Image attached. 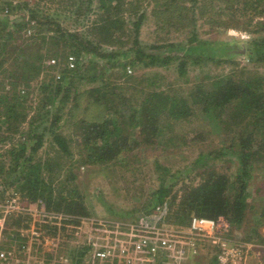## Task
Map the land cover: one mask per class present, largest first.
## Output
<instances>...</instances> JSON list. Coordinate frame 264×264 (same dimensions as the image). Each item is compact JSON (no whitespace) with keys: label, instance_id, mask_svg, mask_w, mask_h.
Segmentation results:
<instances>
[{"label":"trees","instance_id":"16d2710c","mask_svg":"<svg viewBox=\"0 0 264 264\" xmlns=\"http://www.w3.org/2000/svg\"><path fill=\"white\" fill-rule=\"evenodd\" d=\"M87 1L89 10L96 15L89 30L98 33L93 49L81 42L79 32L60 24L56 17L59 8L52 12V7L64 4V0L18 5L12 0H0V13H8L0 18V144L19 136L0 159L2 193L15 192L31 203L41 200L38 206L44 210L65 214L67 223H80L81 218L90 216V210L73 171L77 164L116 162L133 175L142 174L141 166L131 160L136 147L181 149L189 140L177 131V125L202 116L221 126L226 138L234 132L235 135L231 144L224 141L218 150L197 158L194 165L200 169L199 182L195 184L186 176L180 199L175 194L169 203L176 205L174 222L188 225L194 215H223L240 224L250 208L251 215L255 211L256 224L264 225V198L255 205L248 203L249 186L258 169L264 179V70L259 69L264 68V0H156L167 16L166 23L188 28L190 36L185 42L154 45L155 51L142 46L138 39L146 17L138 10L140 0H96L93 8L95 0ZM188 1L192 4L188 5ZM25 8L28 18L13 16ZM208 15L213 16L206 20L211 27L233 26L254 37L243 44L202 39L197 24ZM27 29L34 30L30 39L22 34ZM132 36L133 45L122 47V39ZM160 48L163 51L158 52ZM243 54L254 62L253 68L236 61L235 57ZM70 55L76 58L73 68L68 63ZM51 59L57 63L48 65L46 61ZM174 62L185 83L192 82L190 63L203 67L213 62L231 68L226 74L201 78L187 93L175 84L162 88L161 76L155 70L140 75L128 73L132 67L152 69ZM54 68L59 70L60 78L58 73H52ZM34 80H39L35 86ZM128 90L132 92L126 94ZM82 96L106 109L117 104L119 112L109 109L105 116L77 118L73 108L78 109ZM69 118L75 137L63 132ZM126 125L131 130L127 131ZM46 136L51 138L52 154L44 158L38 153ZM73 143L78 145L77 152ZM227 155L238 159L239 170L229 173L215 168V161ZM154 163L162 170L158 159ZM158 180L153 197L140 208L141 215H136L134 222L165 202V195L178 181L173 176L168 178L165 171ZM256 188L257 194L263 192L258 185ZM1 199L7 200L5 194L0 195ZM248 225L254 239L264 241L259 228L250 229ZM88 253L86 245L74 248L69 255L71 263L84 264Z\"/></svg>","mask_w":264,"mask_h":264},{"label":"rangeland","instance_id":"374dc122","mask_svg":"<svg viewBox=\"0 0 264 264\" xmlns=\"http://www.w3.org/2000/svg\"><path fill=\"white\" fill-rule=\"evenodd\" d=\"M12 1L17 5L24 3L34 4L36 2V0ZM64 2V4L54 5L51 9L52 12L59 8L56 17L60 24L69 30L79 32L81 42L93 49L96 43L95 41L98 40V33L95 32L94 34L89 31L93 25L92 22L96 18V15L89 10V2L87 0H64ZM96 4L97 1L95 0L92 8ZM139 4L141 6L138 8L139 12H145L146 14L138 35L142 46H147L148 49L152 50L151 47L161 45L163 42H185L189 38L190 33L188 28L177 25L170 26L169 23H166L167 16L165 17V14L163 15L162 5L157 3L156 0H140ZM187 4L191 5L192 3L188 1ZM7 14V12L0 13V18L3 15L7 16ZM28 14L29 12L25 8L15 11L13 16L16 18H28ZM209 19L212 20L213 16L208 15L206 18H201L198 21L197 30L202 39L225 41L231 44L239 42V44H243V42L254 37L252 33L234 28L233 26L227 29L220 28L216 25L211 27L209 24L210 21L208 23L206 21ZM28 30H22V34L26 39H30L31 32H34V30L30 32ZM133 39L134 36L130 39L128 37L123 38L124 45L122 47L125 49L130 48L133 45ZM105 46L111 47L109 45ZM153 50L155 51L156 49L153 47ZM159 51H163V48L158 49ZM235 58L241 66L246 65L249 68L255 66L254 62L245 57L244 54L237 55ZM176 64L177 62H174L168 67H155L152 69L141 67L136 70L132 67V71H128V73L140 75L144 71L149 72L155 70L161 76V82H163L162 88L168 84H175L183 92L187 93L192 88L193 83L199 81L201 78L217 74H226L231 68L228 64L217 65L213 62H208L203 67L190 63L188 73L192 82L185 83L179 78ZM259 69L264 70L261 66ZM51 71L52 73L60 74L57 68L51 69ZM39 80H34L32 85L35 86ZM6 88L8 89L9 87ZM131 92V90H128L126 94ZM71 104L72 101L68 103V108L71 107ZM118 107L117 104L112 103L111 107L106 109L107 107L100 106L93 99L90 98L88 101L87 97L82 96L78 109L73 108V112L77 118L83 116L99 117L105 116L106 110L109 111V109L118 113ZM126 127L127 131L131 130V127L128 125ZM220 128L221 126L214 121L197 116L190 120L180 122L177 125V131L188 136L189 143L183 146V148L164 151L161 148L136 147L137 149H134L131 160L133 164L141 166L142 171H144L142 174L136 173L133 175L132 171H129L130 169H126L125 166H120L116 162L108 164H86L81 162L79 166L77 164L73 171L77 174L78 186L85 195V203L90 210V216L81 218L80 223L77 224L73 222L67 223L64 221L66 218L62 220L54 219L51 223L43 222L39 213H36V210H40V206H34L35 203H31L28 198L22 197L15 192L8 191L2 193V188L0 187V195L5 194L7 200L12 197L17 198L21 206V209L8 213L6 226L9 230H18L19 243L26 241L30 245L28 252H21L19 254L22 258V264H27L28 262L30 264H71L72 259L69 256L71 250L84 245L89 247V253L84 264H103L99 258L93 259V250L102 248L107 239L111 237L109 233L110 226L112 227L116 224L122 226L128 225L134 222L133 220L136 215H141V211L139 210L147 205V202L153 197V193L159 186L158 176L163 174V171L168 174V178L173 176L175 181L178 180L170 194L164 197L165 203L171 208L168 222L175 224L172 215L176 205L170 206L169 203L175 194L180 199L181 190L184 188L183 180L193 178L195 184L199 182L200 169L194 165L197 158L203 153L209 155L211 150H218L224 141L226 144H231V139L235 135V132L232 133L231 138H226L225 133ZM73 130V123L69 118V121L64 123L63 132L68 136H74ZM196 135L198 137L192 140ZM17 138L19 136L15 135L13 139L16 140ZM13 139L8 140L4 145L0 144V159ZM131 143L132 141H130V145ZM50 148L51 138L46 136V141L43 148L39 151L38 156L47 158L48 153L52 154ZM72 148L77 152L78 145L73 143ZM75 154L74 159L78 157L77 153ZM155 159H158L160 162L162 170L155 166ZM213 165H216L215 168L218 170L228 171L229 173L239 170L238 159L234 155L224 156L222 159L215 161ZM174 175L176 177L178 176V178ZM256 185L262 188V193L257 194ZM249 190L251 192L248 201L249 204H258L259 202L257 201L264 198V179L261 169H258L255 173V178L249 186ZM4 202L2 199L0 200V203ZM254 214L255 211L251 215L249 208L244 217V221L240 224L233 223L226 217L231 227L230 233L227 236L237 241V244L243 243L248 251L247 259L241 264H264V241H257L248 231V223H250V229L258 227L259 232L264 236V225L256 224ZM252 217L253 219H251ZM32 232L35 239L31 238ZM214 249L211 246H204L201 255L191 260L190 264H197V262L218 264L215 258L216 250ZM65 258H68V263L65 262ZM92 260L99 261L92 263ZM170 261L171 258L158 255L155 257V260H145L141 264H169Z\"/></svg>","mask_w":264,"mask_h":264},{"label":"built area","instance_id":"2783aa9c","mask_svg":"<svg viewBox=\"0 0 264 264\" xmlns=\"http://www.w3.org/2000/svg\"><path fill=\"white\" fill-rule=\"evenodd\" d=\"M75 60L74 55L68 57L70 67L75 66ZM56 63L55 59L48 61V65ZM128 71L131 72V68ZM57 78H60V74ZM40 202L41 200L34 206H38ZM19 209L21 206L15 197L0 203V264H22L19 254L28 252L30 248L26 241L19 243L18 230H9L6 226L8 213ZM170 210L167 203H158L151 213L142 216L138 222L124 226L116 224L113 228L110 226L111 237L102 248L93 250V259L99 258L103 264H141L145 260L152 261L156 256L163 255L171 258L169 264H190L191 260L201 255L204 246L215 248L218 264H241L247 259L246 246L243 243L237 244V241L227 236L231 227L225 216L215 218L194 215L188 225L170 224ZM36 213L46 223L67 217L43 208L36 210ZM31 235L35 239L33 232ZM65 262L68 263V258H65Z\"/></svg>","mask_w":264,"mask_h":264}]
</instances>
